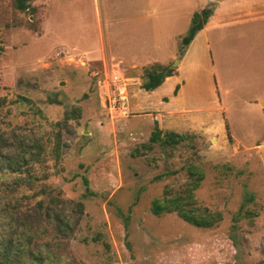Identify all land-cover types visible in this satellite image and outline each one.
<instances>
[{
    "label": "rangeland",
    "instance_id": "374dc122",
    "mask_svg": "<svg viewBox=\"0 0 264 264\" xmlns=\"http://www.w3.org/2000/svg\"><path fill=\"white\" fill-rule=\"evenodd\" d=\"M29 5L34 17L0 0V124L32 140L58 129V162L45 156L31 173L48 176L66 216L82 204L48 264H264V0ZM203 9V29L179 54L178 37ZM156 65L173 75L146 92L143 71ZM18 97L41 115L12 104ZM154 128L186 139L149 143ZM190 168L202 180L189 207L219 214L210 228L149 211L154 199L185 195Z\"/></svg>",
    "mask_w": 264,
    "mask_h": 264
},
{
    "label": "trees",
    "instance_id": "16d2710c",
    "mask_svg": "<svg viewBox=\"0 0 264 264\" xmlns=\"http://www.w3.org/2000/svg\"><path fill=\"white\" fill-rule=\"evenodd\" d=\"M32 0H13V7L19 12H30L34 17L36 9L29 5ZM210 15L209 9L194 12L185 35L179 38L178 53L182 54L195 34L200 31ZM172 70L156 65L155 68L145 69L141 77L140 88L144 91H153L159 87L166 77H170ZM12 104H24L35 114L41 115L40 110L34 107L26 98L18 97ZM5 100L0 98V112ZM264 114V106L261 109ZM1 118V117H0ZM55 126H58L56 123ZM26 130L6 127L0 124V188L3 197H0V219L5 220V226L0 229V264H48L51 263V242H62L70 237L77 222L71 216H79L82 204L75 203L71 214L66 216L62 206L65 204L61 198L52 195L43 181L46 175H34L30 167L35 163L51 157L55 163L59 160L61 148L60 132L56 131L51 138L30 139ZM52 142H49L50 140ZM186 139V136L174 132L161 133L154 128L149 137V143H159L161 146H174ZM46 144V147H45ZM45 148L48 153L45 154ZM40 157H42L41 160ZM190 180L184 196H164L151 202L149 211L154 216L164 213H175L178 218L195 228H210L220 216L202 209L189 207L193 201L194 191L202 180V174L194 168L188 170ZM86 195L87 181L82 178ZM27 200L34 201L33 205ZM25 205V206H24ZM189 207V208H188ZM41 222V232L45 235V242H40L36 232L40 231L35 225ZM33 224V226H32ZM38 229V230H37ZM50 229V233L48 231ZM43 237V236H42ZM41 238V237H40ZM48 238V239H47ZM47 239V240H46ZM39 240V241H37Z\"/></svg>",
    "mask_w": 264,
    "mask_h": 264
},
{
    "label": "crops",
    "instance_id": "0c3cea01",
    "mask_svg": "<svg viewBox=\"0 0 264 264\" xmlns=\"http://www.w3.org/2000/svg\"><path fill=\"white\" fill-rule=\"evenodd\" d=\"M221 4H222L221 1H217V2L215 3V5H214V8L216 9L217 7L221 6ZM202 29H203V28H202ZM199 32H200V31H198L196 34H198ZM196 34H195V35H196ZM178 38H180V37H178ZM194 38H195V36L193 37V39H194ZM193 39H192V40H193ZM192 40H191L190 43L187 45V47L192 43ZM185 52H186V51H184V53H185ZM172 56H173L172 59H175V60L179 59V58H178V53H176V54H174V55H172ZM179 62H180V61H179ZM179 62H175V63L178 65ZM160 65H163V64H160ZM172 75H173V74H172ZM172 75H171V76H172ZM171 76H170V77H171ZM170 77H166L163 81L168 80ZM162 84H163V82H162ZM160 86H161V85H160ZM160 86H159V87H160ZM159 87H157V88H159ZM157 88H156V89H157ZM146 92H147V91H146ZM165 113H166V112H165ZM158 114H159V113H158ZM166 114L170 115V112L168 111ZM157 125H158V128L161 129L160 126H159L158 121H157Z\"/></svg>",
    "mask_w": 264,
    "mask_h": 264
},
{
    "label": "built area",
    "instance_id": "2783aa9c",
    "mask_svg": "<svg viewBox=\"0 0 264 264\" xmlns=\"http://www.w3.org/2000/svg\"><path fill=\"white\" fill-rule=\"evenodd\" d=\"M118 83V78H116L115 76L112 77V84L115 85ZM125 95H122V91H120L119 94V99H124ZM112 103L114 104V100L112 101Z\"/></svg>",
    "mask_w": 264,
    "mask_h": 264
},
{
    "label": "water",
    "instance_id": "95a60500",
    "mask_svg": "<svg viewBox=\"0 0 264 264\" xmlns=\"http://www.w3.org/2000/svg\"><path fill=\"white\" fill-rule=\"evenodd\" d=\"M172 67V66H171Z\"/></svg>",
    "mask_w": 264,
    "mask_h": 264
}]
</instances>
